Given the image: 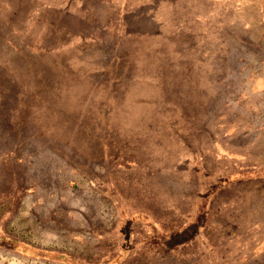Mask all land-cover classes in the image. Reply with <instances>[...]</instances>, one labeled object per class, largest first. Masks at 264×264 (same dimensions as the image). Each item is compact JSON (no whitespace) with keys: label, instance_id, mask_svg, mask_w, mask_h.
<instances>
[{"label":"rangeland","instance_id":"374dc122","mask_svg":"<svg viewBox=\"0 0 264 264\" xmlns=\"http://www.w3.org/2000/svg\"><path fill=\"white\" fill-rule=\"evenodd\" d=\"M89 1L0 0V264H264V177L209 192L232 143L264 164V2L125 0L66 42Z\"/></svg>","mask_w":264,"mask_h":264},{"label":"crops","instance_id":"0c3cea01","mask_svg":"<svg viewBox=\"0 0 264 264\" xmlns=\"http://www.w3.org/2000/svg\"><path fill=\"white\" fill-rule=\"evenodd\" d=\"M262 1L264 2V0ZM39 2H40V5L44 7L43 9L47 11L55 9V7L59 9L60 5L57 4V2H59L64 8H68L70 5L69 0H66L64 2H61L60 0H39ZM171 2L172 1L166 0V6L167 4L168 6L171 5ZM89 4L90 6L87 7L89 9L86 12L95 13L92 20L87 21V22L84 21L85 14L83 12H85L86 7H82L81 10L77 9L76 12H72L68 15L67 24H65L68 27V29L62 32L64 36L68 37L66 42H74V41L75 42H85V41L97 39V37L100 34H102L103 31H107L106 29L110 27V25H111V31L113 32V30L117 27V24H116L117 22H115V20H112V21L107 20L105 19V17L110 16V12H114L112 17H114L115 13H117L118 19H119L122 16L121 14L119 15V12H121L124 15L127 12V9L124 7L125 0H121V1H118V0H95V1L90 0ZM168 8L169 9H167L166 7V11H170V7ZM37 9L39 12L40 8L38 7ZM172 10H173V6H172ZM191 10L195 11L197 9H195L192 6ZM217 12H213L214 15ZM38 15H40V12L38 13ZM214 15L211 14V18L213 17L214 19L215 17ZM42 17H44L45 21H47L50 18V16L47 13L42 15ZM196 19L197 21L198 19H200L198 15L195 16V20ZM60 22L62 24L63 19L60 20ZM110 22H113V23L110 24ZM193 25L195 24L191 23L189 26L193 27ZM33 26L35 27V25ZM125 26L130 27L128 23H126ZM156 27L167 29V27H172V24H167V23L161 24L160 23L156 25ZM185 27H186L185 24L180 25L181 29ZM234 141H236V138H234ZM256 142L257 141L255 138L254 140H251V142L245 141L242 144L238 142L237 144L232 143V185H234L240 180L264 177V164L258 165L255 162L251 163L252 161L250 160V156H253V153L250 152L252 151V147L250 146V144L256 143ZM241 148H244V151H242L243 153L239 151ZM255 158L257 157L255 156ZM141 248L142 247H139L140 250H142ZM132 249L133 251H136L137 248L133 247Z\"/></svg>","mask_w":264,"mask_h":264},{"label":"trees","instance_id":"16d2710c","mask_svg":"<svg viewBox=\"0 0 264 264\" xmlns=\"http://www.w3.org/2000/svg\"><path fill=\"white\" fill-rule=\"evenodd\" d=\"M7 42H9V41H7ZM9 43H11V42H9ZM14 45V44H13ZM15 47V49L18 51V53L21 55V56H23V59L24 60H28L29 61V58L22 52V51H20V49L17 47V46H14ZM32 49H34L36 52L39 50V51H42V47H40L38 50L37 49H35V48H32ZM41 49V50H40ZM113 60L112 61H114L113 63H115V65H116V63H119V61H122V59H125V54L123 53L124 51H119V49L117 48V46L113 49ZM120 52H121V54H120ZM40 56V55H39ZM34 58V57H33ZM198 171H200V173H202V169H197ZM217 184V185H216ZM215 185V187H213L212 189H210V191L209 192H211V190H213V193H214V195L218 192V191H220V190H222V189H224V188H226L227 186H229V185H231L232 184V180L230 179V180H226V181H221V182H218V183H216ZM214 195H213V197H214ZM210 196H209V200H210ZM208 201V200H207ZM156 227V226H155ZM9 236H7V235H5V234H3V233H1L0 232V240H6L7 238H8ZM164 238L165 239H168L169 238V236L168 235H166V236H164ZM11 240H13V239H11ZM17 243H19L20 241H16ZM23 244H25L24 242H22ZM26 246H27V248H29L30 247V251H32L33 253H39V252H50V251H48V250H46V249H41V248H39V247H32V246H30V245H27V244H25ZM26 254H30V253H26ZM44 259H46L47 261H52V262H57V260L56 259H54V258H48V257H44ZM59 261V260H58ZM62 263V262H61ZM80 263V262H79Z\"/></svg>","mask_w":264,"mask_h":264}]
</instances>
